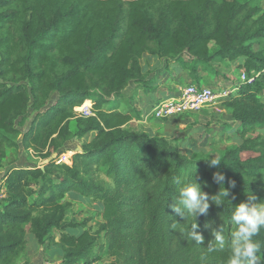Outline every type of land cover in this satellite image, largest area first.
<instances>
[{
  "label": "trees",
  "instance_id": "obj_1",
  "mask_svg": "<svg viewBox=\"0 0 264 264\" xmlns=\"http://www.w3.org/2000/svg\"><path fill=\"white\" fill-rule=\"evenodd\" d=\"M15 1L0 0V169L4 161L10 165L0 198V264H14L28 233L43 245L54 230L60 233L54 244L63 254L57 264H92L103 249L112 264H227L235 205L249 196L264 201V80L241 82L238 92L222 101L239 122L241 143L216 157L219 167L208 165L204 159L210 156H190L167 136L127 127L141 117L135 106H104L109 97H122L132 81L152 87L141 63L146 55L178 61L181 69L193 63L195 74L197 62L216 56L244 58L248 75L263 72L264 8L249 0H22L29 7L22 13ZM211 41L219 47L215 53ZM255 44L263 48L256 50ZM15 48L23 53L13 56ZM99 88L105 90L96 94ZM169 90L165 97L176 94ZM85 99L95 101V115L80 116L73 131L67 105ZM30 103L39 112L19 142L16 121ZM90 132L96 134L71 165L59 157L43 167L8 161L10 148H44L49 158L72 134ZM191 172L210 204L207 215L195 221L179 205V189ZM217 172L225 176L223 185L214 179ZM224 188L228 197L219 195L223 203L216 205L211 197ZM68 195L101 203L97 228L88 225L89 218L68 219L73 206ZM194 222L202 244L187 237ZM78 228L79 233L72 231ZM218 231L225 236L223 249L215 242ZM254 239L264 242V229ZM209 245L217 250L209 253Z\"/></svg>",
  "mask_w": 264,
  "mask_h": 264
},
{
  "label": "rangeland",
  "instance_id": "obj_2",
  "mask_svg": "<svg viewBox=\"0 0 264 264\" xmlns=\"http://www.w3.org/2000/svg\"><path fill=\"white\" fill-rule=\"evenodd\" d=\"M19 1L13 2V7L22 13L29 12V7L25 6ZM253 4H260L264 8V0H249ZM210 53H215L219 47L211 41ZM1 48V47H0ZM256 50L263 48V46H254ZM23 52L15 48L13 56H19ZM184 58L189 60L191 57L188 53L184 54ZM178 62V61H177ZM169 58H162L159 56L146 55L142 58L143 73L150 87L144 82L132 81L123 90L122 97H109L108 103L105 104L106 109L119 108L126 110L128 108H135L141 111V117L135 116L127 125V127L135 130H148L152 134L167 136L174 142L178 143L181 149L192 157L215 156L220 157L225 150L236 144L241 143L240 137L236 133L239 122L224 108L222 101L225 99L218 98L214 102L201 106L193 111L185 113H177L168 117L159 118L153 113V108L156 105V100L153 102L149 95L145 94L139 96L138 90H146L145 88H171L175 89L176 93L180 88L188 83H197L211 87L218 92L221 89L237 88L239 90L242 84V72L245 69L241 66L244 58H238L230 61L223 59L220 56L214 57L210 62L204 63L199 61L196 63V74L192 71L193 63H190V68L181 69V63H177ZM260 76L264 80V71L260 72ZM19 78V74L16 75ZM11 78V77H9ZM105 88L96 90V94H101ZM155 90V89H154ZM153 90V91H154ZM150 91V90H149ZM147 92V91H146ZM56 96L52 98L47 107H50ZM264 97V92H263ZM95 101L92 99H85L82 104L75 106L67 105L70 116L69 122L73 131L76 130V120L80 116L95 115ZM38 110L30 107L26 114L19 117L16 125L20 130V135L17 136L19 142L22 141L23 135L27 132L32 122L38 114ZM89 112V113H88ZM264 134V129L261 130ZM96 132H90L83 137H78L72 134L70 138L57 152L58 159L67 164L73 163L74 154L81 152L85 143L89 142ZM47 149L35 150L34 148H10L8 150V161L12 158L16 162L15 165L23 167L41 166L46 164V159H52L53 154L49 158H45ZM56 153V152H55ZM60 153V154H59ZM9 168V164L4 161V166L0 169V198L4 195L3 177ZM68 199L73 202L72 208L69 210L68 219L82 222L89 218V226L97 228L102 221L99 210L102 209L100 202H94L89 198L68 195ZM94 231L93 229H91ZM74 233H79L81 228L73 229ZM59 231L52 232V238L48 239L45 244L39 245L33 234L28 233L27 243L22 252L16 257L14 264H57L62 260V251L57 244H54V239L59 240ZM100 244V243H99ZM99 244L95 250L99 249ZM100 260L92 264H112L114 258L107 255L106 251L102 250Z\"/></svg>",
  "mask_w": 264,
  "mask_h": 264
},
{
  "label": "clouds",
  "instance_id": "obj_3",
  "mask_svg": "<svg viewBox=\"0 0 264 264\" xmlns=\"http://www.w3.org/2000/svg\"><path fill=\"white\" fill-rule=\"evenodd\" d=\"M204 160L207 161L209 166L213 167H219L221 164V161L215 156H210ZM191 174L192 172L189 179L179 189V205H182L187 210V214L193 217L195 221L196 216L200 214L207 215L210 204L208 194L202 191L199 181L190 179ZM213 176L220 185H223L225 181L223 173L217 172ZM219 195L228 197V191L225 189L223 193L211 197V201L216 205H222L223 203ZM179 205H173V210L183 216L184 212H182ZM231 222L236 227L231 234V247L227 264H258L264 258V242L254 239V237L260 234L261 229H264V201L257 202L255 196H249L247 201L235 205ZM196 227L195 222L189 226L187 237L197 244H202L204 237L195 231ZM214 236L216 245L223 249L226 243L225 236L219 231L215 232ZM216 250L214 245H209L207 248L209 253Z\"/></svg>",
  "mask_w": 264,
  "mask_h": 264
},
{
  "label": "built area",
  "instance_id": "obj_4",
  "mask_svg": "<svg viewBox=\"0 0 264 264\" xmlns=\"http://www.w3.org/2000/svg\"><path fill=\"white\" fill-rule=\"evenodd\" d=\"M260 74V72L253 71L252 74L248 75L244 71L241 75L242 82L252 84L259 78ZM237 88H225L216 92L206 85L188 83L181 87L180 91L175 95L160 99L154 106L153 113L157 117H168L177 113L193 111L214 102L218 98H228L236 93Z\"/></svg>",
  "mask_w": 264,
  "mask_h": 264
},
{
  "label": "crops",
  "instance_id": "obj_5",
  "mask_svg": "<svg viewBox=\"0 0 264 264\" xmlns=\"http://www.w3.org/2000/svg\"><path fill=\"white\" fill-rule=\"evenodd\" d=\"M145 89L146 90H141V89L138 90L139 96L142 97L143 95L147 94V95H149V97H151V95H152L151 100L155 101V100H159V97L167 96V93L170 92L169 89H171V88H163V89L162 88H153V89L152 88H145ZM9 167H10V165H9Z\"/></svg>",
  "mask_w": 264,
  "mask_h": 264
},
{
  "label": "water",
  "instance_id": "obj_6",
  "mask_svg": "<svg viewBox=\"0 0 264 264\" xmlns=\"http://www.w3.org/2000/svg\"><path fill=\"white\" fill-rule=\"evenodd\" d=\"M56 156H57V153H54L52 158H55ZM50 160H51V159H46L45 162L47 163V162H49Z\"/></svg>",
  "mask_w": 264,
  "mask_h": 264
}]
</instances>
